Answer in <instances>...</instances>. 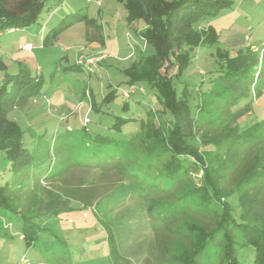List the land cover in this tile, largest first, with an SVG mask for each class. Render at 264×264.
I'll return each mask as SVG.
<instances>
[{
    "label": "rangeland",
    "instance_id": "obj_1",
    "mask_svg": "<svg viewBox=\"0 0 264 264\" xmlns=\"http://www.w3.org/2000/svg\"><path fill=\"white\" fill-rule=\"evenodd\" d=\"M39 1L42 9L36 21L0 31V86L9 74L22 70L31 85L43 83L42 93L9 112L24 130V145L32 157L31 164L17 173L7 153L0 151V182H9L16 192L17 183L25 185L20 188L21 212L0 210V264H185L186 258L220 264L226 239L220 232L210 237L219 218L207 201L204 166L210 167L211 175L222 172L227 189L262 195L256 209L264 213V0H231L218 14L195 24L199 30L211 27L221 35L216 44L195 46L183 73L191 89L201 83L203 91L210 86L200 96L193 91V114L202 101L194 132L211 134L217 149L203 153L204 161L193 154L181 157L174 181L169 171L159 175L157 169L153 182L165 184L167 190L156 193L149 191L141 171L113 154L110 144L128 141L120 149L123 156L147 158L155 165H164L172 156L155 115L154 110L162 109L156 94L145 88L131 97L122 94L131 87L126 68L141 52H154L141 34L146 23L130 25L119 0ZM18 2L7 0L4 6L15 9ZM26 42L34 49L23 50ZM248 49L261 60L257 80L227 108L224 98L230 95V84L211 80L221 73L220 63L227 55ZM94 54L107 57L92 71L79 65ZM161 72L170 77L177 66L166 64ZM177 86L181 89L183 84L178 81ZM112 90L118 96L102 104ZM88 112L86 128L83 119ZM118 117L128 119L120 130L112 127ZM166 117L172 118L168 112ZM143 123L149 126L136 134ZM229 154H236V163H231ZM39 207L60 211L43 223L37 220L43 229L29 246L20 217L23 220ZM253 214L251 222L258 220ZM242 238L235 231L237 245ZM238 252L243 264H253V246L238 247Z\"/></svg>",
    "mask_w": 264,
    "mask_h": 264
},
{
    "label": "trees",
    "instance_id": "obj_2",
    "mask_svg": "<svg viewBox=\"0 0 264 264\" xmlns=\"http://www.w3.org/2000/svg\"><path fill=\"white\" fill-rule=\"evenodd\" d=\"M6 1L0 0V31L7 30V28L18 30V28L28 26L38 19L42 9V4L39 0H19L15 9L6 8L4 6ZM119 1L127 9V21L130 25L139 21H144L147 25L141 34L147 43L153 45L154 52L151 54L141 52L139 59L126 68V72L131 76L130 91L134 87L133 93L138 90L144 93L145 88L147 91L153 92L154 95L156 94L155 96L160 102L162 109L154 110L155 115L160 119L161 132L165 137H168L169 145L166 150L170 151L172 156L164 165H155L154 162H151L152 160H147V158L140 157L138 159V156H136L135 159V156L133 158L132 156H123L120 153V149L122 144L128 141L111 140L110 144L113 148V154H119V158H122L125 163L142 172L143 179L147 182L150 192H163L167 190L165 184H158L157 181L153 182L157 175L153 173L157 169L160 173L159 175H165L161 173L169 171L170 180L174 181L182 166L181 157L193 154L204 161L203 153L217 149L216 140L211 134L197 136L194 132L195 121L199 119L198 115L202 105V101L198 102L196 113L193 114L191 102L195 96L194 92L196 91L197 95L200 96L199 92H204L203 94H205L210 86L203 91L201 89L203 84L201 83L197 88L191 89L190 83L183 80V73L190 66L193 58L192 51L195 46L216 44L221 37L220 33L215 29L210 27L207 30H199L195 24L203 17L215 16L223 7L229 5L231 0ZM219 55L222 58L225 56L222 53H219ZM101 61L97 64L100 65ZM260 62L258 54L248 49L241 51L234 57L227 55V60L220 63L221 73L214 77L211 83L221 81L230 84V95H226L227 97L224 98L227 108L254 85L257 80L256 73ZM166 64L177 66L176 74L170 77L167 74H163L161 69ZM82 66L84 67V65ZM84 69L89 71L86 67ZM29 78L27 71L22 70L18 74H9L0 86V151L7 153V157L17 173L31 164L32 155L24 145V130L15 119L9 118V112L26 98L42 93L43 83L38 80L31 85ZM178 81L183 84L181 89L177 86ZM133 93H130V96H126L124 91L122 92L124 97H131ZM118 94L115 90L108 92L103 97L102 104L110 103ZM139 102L137 100L135 103ZM91 106L93 107V104ZM130 106V103H126V107L129 108ZM100 108L101 106L98 109ZM167 112L172 118L166 117ZM85 118H88V122H85ZM126 121L128 119L118 117L112 127L120 130L122 129V124ZM89 122L88 112L83 119L86 128ZM148 126L149 124L143 123L141 130L136 134ZM219 136L217 135V137ZM237 136L240 137L238 134ZM248 141H255V139ZM229 156L231 157V163H236V154H229ZM131 159L134 161V166ZM226 160L222 161L224 165H226ZM133 171L135 172V170ZM210 171V167L205 165L204 175L207 177L206 192L209 195L207 201L214 207L212 209L216 210L219 218L210 237L219 232L224 235L226 245L222 256L223 263L243 264L239 259L240 250L238 252V247L242 249L253 246L255 248L253 264H264V213L259 214L256 209L262 202L263 196L253 195L252 191H246L242 195L237 194V191L227 189L224 183L221 182L225 176L222 172L211 175ZM215 171L218 170L216 169ZM135 174L137 175V172ZM164 179H166V176ZM18 184H20L19 192L18 190L16 192L13 189L11 190L12 186L9 182L5 184L0 182V210L7 208L9 210L8 213L11 211L16 214L24 208L20 188L25 185H21L20 182ZM19 200L20 203L17 202ZM149 210H151V205ZM58 211L60 210H42L39 207L25 214L23 220L20 217L23 235L29 246L35 244L39 239V231L43 229L41 223L47 218L56 215ZM252 213H254V217L258 218L255 222L250 221ZM37 220H40L41 223H38ZM259 222L261 223L259 224ZM235 231L243 236L241 242L240 240L238 242L240 243L239 245L236 244ZM1 233L2 229L0 226ZM199 239L203 242V238L200 235ZM198 251L201 252L200 249ZM222 261H220V264ZM184 263L198 264L197 262L194 263L191 258H186Z\"/></svg>",
    "mask_w": 264,
    "mask_h": 264
},
{
    "label": "built area",
    "instance_id": "obj_3",
    "mask_svg": "<svg viewBox=\"0 0 264 264\" xmlns=\"http://www.w3.org/2000/svg\"><path fill=\"white\" fill-rule=\"evenodd\" d=\"M99 4L101 3L100 1L98 2ZM12 30V29H11ZM22 48L24 50H32L34 48L33 44L32 43H27L25 45L22 46ZM106 57V55H91V56H88L87 60L86 61H83L80 60L79 61V64L81 65H86L87 66V69L90 71H92V68L94 65H96L99 61H101L102 59H104ZM134 92V87L131 89V91H124V95L126 96H130V93H133ZM85 122H88V118H85Z\"/></svg>",
    "mask_w": 264,
    "mask_h": 264
},
{
    "label": "crops",
    "instance_id": "obj_4",
    "mask_svg": "<svg viewBox=\"0 0 264 264\" xmlns=\"http://www.w3.org/2000/svg\"><path fill=\"white\" fill-rule=\"evenodd\" d=\"M11 33H12V32H11ZM27 43H28V42L24 43L23 45H25V44H27ZM23 45H22V46H23ZM22 46H21V47H22ZM22 49H23V48H22ZM33 49H34V48H33ZM33 49H32V50H33ZM23 50H24V49H23ZM25 51H30V50H25Z\"/></svg>",
    "mask_w": 264,
    "mask_h": 264
}]
</instances>
